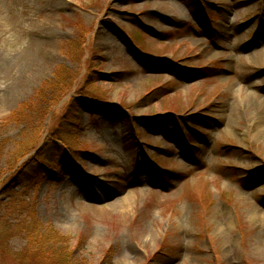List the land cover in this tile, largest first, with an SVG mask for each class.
Segmentation results:
<instances>
[{
	"label": "rangeland",
	"instance_id": "obj_1",
	"mask_svg": "<svg viewBox=\"0 0 264 264\" xmlns=\"http://www.w3.org/2000/svg\"><path fill=\"white\" fill-rule=\"evenodd\" d=\"M262 99L264 0H0V223L87 264H264Z\"/></svg>",
	"mask_w": 264,
	"mask_h": 264
},
{
	"label": "trees",
	"instance_id": "obj_2",
	"mask_svg": "<svg viewBox=\"0 0 264 264\" xmlns=\"http://www.w3.org/2000/svg\"><path fill=\"white\" fill-rule=\"evenodd\" d=\"M40 93H38V96ZM0 223V248L10 251L7 242L18 231L24 233L27 240L23 251L10 252V258L15 264H87L83 260L73 259L68 247H64L65 236L57 230L49 228L43 231L40 223H32L34 226L18 227ZM61 243V244H60Z\"/></svg>",
	"mask_w": 264,
	"mask_h": 264
},
{
	"label": "bare ground",
	"instance_id": "obj_3",
	"mask_svg": "<svg viewBox=\"0 0 264 264\" xmlns=\"http://www.w3.org/2000/svg\"><path fill=\"white\" fill-rule=\"evenodd\" d=\"M263 26V21H261L260 28ZM262 105H264V99L261 101ZM261 125L264 126V116L260 119Z\"/></svg>",
	"mask_w": 264,
	"mask_h": 264
}]
</instances>
